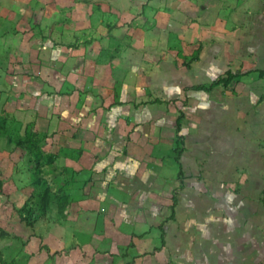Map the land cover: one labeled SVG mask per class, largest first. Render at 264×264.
I'll use <instances>...</instances> for the list:
<instances>
[{
  "label": "crops",
  "instance_id": "crops-1",
  "mask_svg": "<svg viewBox=\"0 0 264 264\" xmlns=\"http://www.w3.org/2000/svg\"><path fill=\"white\" fill-rule=\"evenodd\" d=\"M33 4L28 33L18 13L0 20V117L70 173L53 190L71 200L64 223L96 217L98 231L65 229L82 258L104 245L110 264H264V0ZM159 200L169 228H152Z\"/></svg>",
  "mask_w": 264,
  "mask_h": 264
},
{
  "label": "rangeland",
  "instance_id": "rangeland-1",
  "mask_svg": "<svg viewBox=\"0 0 264 264\" xmlns=\"http://www.w3.org/2000/svg\"><path fill=\"white\" fill-rule=\"evenodd\" d=\"M38 1L39 0H0V20L5 17H10V13H12L13 17L18 13L19 16L17 19L23 17L22 22L24 23L19 30L28 33L30 26L25 25L27 19L24 15L32 12L33 16L38 17L37 5L33 4ZM64 14L66 13L64 12ZM20 38L21 37L13 42V46H21L22 40L19 41ZM8 118H10L9 115ZM7 125L9 136L13 138L14 141L10 147H14V150L13 152L5 150V144L3 143L4 138H0V264H110V259H107V262L98 261V255H106L105 251L107 247L104 245H94V248L89 250L92 256L87 255V259L82 258L79 249L72 246L71 232L65 230L66 228H87V226L89 227V223H92L93 226L91 225L90 228L93 227L95 231H98L100 229L97 230L96 228L97 223L95 216L90 218L82 217L79 220L80 222L77 220L74 225H70L69 223H64L62 219L57 217L54 209L55 206H49L47 211L43 214L38 208V205H34L37 199H30L33 190L31 177L33 166L29 167V164L30 162L35 163L36 158L34 153L28 152L26 144L16 145L18 140L25 138L26 131H33L29 128L20 126L16 121L13 123L10 122ZM36 138L40 139L38 148L42 156L37 160L42 165L40 166V175L47 180L53 191L61 186L59 184L65 183V180L68 181L71 175L65 172L59 163H54L53 159H49L50 161L46 162L48 159H45V157L48 156L47 151L52 150L51 145L49 142L41 140L39 136H34V139ZM167 156H169L168 158H170V156L176 158L177 156L180 157V154L173 152ZM195 175L196 174H193V176ZM198 177L202 178V171H199ZM176 180L178 182L180 181L178 178ZM173 181L174 183L170 184L171 191L169 192L171 196L179 200L178 191L181 189V185L180 183H176L175 180ZM186 187L190 193H194L196 191L198 192V189L203 187V185L201 183L199 184V180H190V182H187L185 185V188ZM68 190V192L73 191L70 187ZM171 196L168 198L172 199ZM159 202L163 204H159L163 206V208L161 212L159 211L161 215L155 220L153 223L154 227L152 228H169V224L172 222L165 220L170 214L169 205L171 201L165 202V200H159ZM180 202L183 204L181 199ZM30 207L33 208V211L28 213L27 211ZM110 212L112 211L110 210ZM88 218L91 221H88ZM101 220L104 221V218H101ZM173 224L174 228H180V224H178L175 219ZM2 232H4L6 236L3 237L1 234ZM158 236V230L155 232L153 231L152 238L148 241L152 244L153 242L156 243L157 239V245H159ZM152 250L153 246L139 249V252L142 253ZM112 251L116 253L123 252L121 248L119 250L113 248ZM116 262V264H123L126 262V259L119 258L116 259Z\"/></svg>",
  "mask_w": 264,
  "mask_h": 264
},
{
  "label": "trees",
  "instance_id": "trees-1",
  "mask_svg": "<svg viewBox=\"0 0 264 264\" xmlns=\"http://www.w3.org/2000/svg\"><path fill=\"white\" fill-rule=\"evenodd\" d=\"M198 56L196 55L195 57H193L190 61H197ZM190 62H186V66L189 67ZM239 74L237 73H233L230 70H227L221 77H219L216 82L213 85H218V84H222L223 86L228 85L234 78H236ZM212 86L209 87H205V86H196L194 87V89H203L206 91H209L211 89ZM183 114L180 113L179 118L177 119V131L180 129V119L182 118ZM4 124H5V119L0 117V137L4 138V142L5 145L7 146V148H11V150L14 149V147H10L12 146L13 138H11L4 130ZM34 136H38V134L36 132H30V131H26L25 133V138H22L21 140L17 141L16 145H21V144H26L27 148H28V152L30 153H34V156L36 158V162H30L29 167H32V171H31V177H32V184H33V190L31 193V198L35 200L34 198H36V202H34V205H38V208L40 209L41 213H45L47 211V209L49 208V206L53 205L56 206V215L58 218L65 220L67 218V214H66V208L70 205L71 200L68 198V196H61L60 194L58 195L56 192H53L52 189L50 188L48 182L46 179H44L41 175V169L40 166L41 163L38 162L37 160L42 157L41 156V151H39L38 148V143L40 142V139L36 138L34 139ZM42 140V139H41ZM45 159H52L51 155H48L45 157ZM33 165H32V164ZM181 168L179 167V172H178V178L181 179ZM174 205H176V202H174ZM173 205V206H174ZM33 208L30 207L28 209V213L32 212ZM172 219V217H171ZM2 236H6V234L4 232L1 233ZM1 236V237H2ZM163 244V241H162ZM156 250H159L158 248H156Z\"/></svg>",
  "mask_w": 264,
  "mask_h": 264
}]
</instances>
